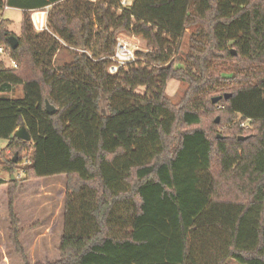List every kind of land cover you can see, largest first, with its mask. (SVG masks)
I'll use <instances>...</instances> for the list:
<instances>
[{
  "label": "trees",
  "instance_id": "1",
  "mask_svg": "<svg viewBox=\"0 0 264 264\" xmlns=\"http://www.w3.org/2000/svg\"><path fill=\"white\" fill-rule=\"evenodd\" d=\"M60 1L0 0V45L17 65L0 59V157L30 161L21 178L7 161L0 212L23 263L38 226L26 195L61 176L58 258L35 264H264V0H75L73 12ZM5 7L23 12L18 36ZM45 7L82 50L75 64L52 67L60 45L29 35L24 17ZM186 29L189 68L170 60ZM121 33L151 48L110 74ZM170 79L186 84L177 102ZM17 85L22 97H7ZM21 126L28 141L14 134Z\"/></svg>",
  "mask_w": 264,
  "mask_h": 264
},
{
  "label": "rangeland",
  "instance_id": "2",
  "mask_svg": "<svg viewBox=\"0 0 264 264\" xmlns=\"http://www.w3.org/2000/svg\"><path fill=\"white\" fill-rule=\"evenodd\" d=\"M81 3L86 0H79ZM89 0H87L88 2ZM132 1V0H129ZM75 0H62L58 2V6L65 7L68 11L73 12L75 7ZM91 2V1H89ZM88 2V3H89ZM55 6H53L54 8ZM52 7H45L37 10H47V28L44 31H36L31 24L30 15H26L24 18L27 19L28 25L27 30L29 35L36 37L35 43H41L42 41L51 40L53 44L58 43L59 49L53 55L51 60V66L55 68H62L75 64L82 50L75 48L63 40L60 35L55 32L48 24V17L53 9ZM32 12V11H31ZM27 13V12H26ZM4 18L11 21L9 29L14 33L15 36L20 34V23L23 19V12L19 9H6L4 10ZM93 16V15H92ZM94 17V16H93ZM95 22V21H94ZM97 25H94L96 29ZM190 30L186 29L181 40L173 46L170 52V60H175V66L189 68L191 62L188 59L191 54L190 48ZM118 38H123L128 41L132 47H136L137 51L147 52L150 50V46L147 42L135 35L128 33H121ZM57 44V45H58ZM84 53L91 58L94 63H97L100 59L94 58L91 49L86 48ZM0 59H3L8 64V58L5 54H0ZM139 57L136 54V60ZM109 73V72H108ZM186 84L179 80L170 79L166 83L165 92L173 102H177L183 95ZM143 87L137 89V93H142ZM22 88L15 86L10 92L6 94L7 97H22ZM102 104L103 113L106 110L104 102ZM218 117V116H217ZM220 135V134H219ZM6 140L0 139V149L5 147ZM27 154V151L23 152ZM17 160L16 155L12 152H5L0 157V177L8 179L11 175L10 166L7 163L10 159ZM14 163V162H13ZM14 175L16 178H21L23 175H19L21 169V163L15 162ZM65 194V182L61 176L47 177L43 179V190L39 192L27 193V198L33 206L34 216L31 222L38 221V226L33 228L30 232L28 231L27 236H33L34 239L25 250L27 261L29 264H35L37 262H45L47 260L53 261L58 258L57 247L59 238L63 230V201ZM5 197V195H4ZM0 202H3V196L0 195ZM9 220L5 211L0 212V264H24L20 255L14 250L9 242L8 236ZM229 264H239L234 260H230Z\"/></svg>",
  "mask_w": 264,
  "mask_h": 264
},
{
  "label": "built area",
  "instance_id": "3",
  "mask_svg": "<svg viewBox=\"0 0 264 264\" xmlns=\"http://www.w3.org/2000/svg\"><path fill=\"white\" fill-rule=\"evenodd\" d=\"M91 2H96L99 0H89ZM132 1L129 0H120V6L125 7L131 4ZM8 8L5 7L4 10ZM121 8L119 7V10ZM35 19L34 15H38ZM30 20L32 27L36 31H44L47 28V10H42V11H32L30 12ZM136 47H132L131 44L126 41L123 38H117L114 51L113 53L108 57L110 60V64L108 66V72L110 74H116L119 69L126 67V65L130 62H133L136 60ZM0 54H5L8 58V65L10 67L15 68L16 62L12 60L10 57H8V53H6V48L3 45H0ZM30 161L29 159H24L21 163V169L19 175H24V168L26 164H28ZM20 177V176H19Z\"/></svg>",
  "mask_w": 264,
  "mask_h": 264
},
{
  "label": "water",
  "instance_id": "4",
  "mask_svg": "<svg viewBox=\"0 0 264 264\" xmlns=\"http://www.w3.org/2000/svg\"><path fill=\"white\" fill-rule=\"evenodd\" d=\"M9 44H10V48L11 49H15L17 46V39L15 36H10L9 37ZM233 54H235V52H232ZM229 95L228 94H224L223 97L227 98ZM221 97H215L212 99V102L215 103L217 102ZM45 111L49 114L52 115L55 112V108L47 101L45 100ZM100 111L103 115H108L106 110L105 113H103L102 110V104L100 103ZM216 122H218V118L216 119ZM15 136L22 139V140H29L30 136L29 133L27 132L26 128L24 126H21L19 128H17V130L15 131ZM217 137H221L219 134L217 135ZM239 139H244L245 137H238ZM13 162L15 163V159H13ZM11 179H14L13 175H11Z\"/></svg>",
  "mask_w": 264,
  "mask_h": 264
},
{
  "label": "crops",
  "instance_id": "5",
  "mask_svg": "<svg viewBox=\"0 0 264 264\" xmlns=\"http://www.w3.org/2000/svg\"><path fill=\"white\" fill-rule=\"evenodd\" d=\"M6 9H12V8H6ZM5 9V10H6ZM21 11V10H20ZM3 14H4V10H3ZM3 17H4V15H3ZM7 142V141H6ZM7 152H9V151H7ZM0 178H2V179H5L4 177H0ZM42 185H41V191L43 190V180H42V183H41ZM26 198H27V195H26ZM33 229V228H32ZM31 229V230H32ZM31 230H29V232L31 231Z\"/></svg>",
  "mask_w": 264,
  "mask_h": 264
},
{
  "label": "bare ground",
  "instance_id": "6",
  "mask_svg": "<svg viewBox=\"0 0 264 264\" xmlns=\"http://www.w3.org/2000/svg\"><path fill=\"white\" fill-rule=\"evenodd\" d=\"M37 16H39V14L38 15H34L35 19H36Z\"/></svg>",
  "mask_w": 264,
  "mask_h": 264
}]
</instances>
